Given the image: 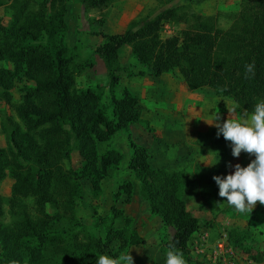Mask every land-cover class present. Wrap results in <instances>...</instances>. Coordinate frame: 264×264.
Masks as SVG:
<instances>
[{
    "label": "trees",
    "instance_id": "obj_1",
    "mask_svg": "<svg viewBox=\"0 0 264 264\" xmlns=\"http://www.w3.org/2000/svg\"><path fill=\"white\" fill-rule=\"evenodd\" d=\"M184 1L160 9L140 24L132 20L120 32L101 34L103 41L94 55L107 68L111 118L101 91L78 83L95 62L77 60L65 44L68 0H11L7 5L0 0V6L11 11L8 24L0 16V60L12 65L0 69V100L10 102L11 80L18 73L33 82L14 105L18 121L7 117L0 122L6 137V146L0 147V184L13 180L9 195L0 194V264H96L100 255L118 258L129 246L145 242L129 229V217L124 227L114 226L121 214L116 207L95 224L104 226V237L83 225L75 210L82 198L81 179L89 178L93 190H98L109 167L123 157L115 148L99 154L97 143L118 130L127 132L141 119L139 99L125 87L116 94L121 47L128 46L154 77L177 69L190 90L211 88L249 114L264 100V0H239L228 28L218 25L217 15L196 12L192 0ZM79 2L89 11L106 9L115 0ZM167 22L182 26L179 34L162 38ZM253 61L255 76L245 79L244 66ZM127 136L129 168L140 182V193L149 210L172 229L160 251L166 255L175 249L186 264H201L191 255L200 219L181 196L188 183L184 171L153 167L146 146ZM228 169L207 167L199 179L216 184L213 176L225 177ZM120 188L129 196L132 184L125 182ZM226 235L236 248L249 234L233 228Z\"/></svg>",
    "mask_w": 264,
    "mask_h": 264
},
{
    "label": "rangeland",
    "instance_id": "obj_2",
    "mask_svg": "<svg viewBox=\"0 0 264 264\" xmlns=\"http://www.w3.org/2000/svg\"><path fill=\"white\" fill-rule=\"evenodd\" d=\"M2 1L7 5L11 0ZM238 1L192 0L190 5L196 12L217 15L218 25L228 28L237 11ZM184 2V0H115L106 9L86 11L79 0H68L65 44L77 60L92 58L95 62L92 68H87L78 78V83L80 86L89 85L101 91L109 117L114 118V114L107 87V68L103 61L94 55L95 47L103 41L101 34L120 32L132 20L140 24L160 9ZM0 16L3 23L8 24L11 11L0 6ZM181 28L182 26L167 22L161 28V37L179 34ZM119 62L122 70L119 72L116 94L120 95L119 91L125 87L135 95L140 102L141 119L131 124L127 132L118 130L109 140L97 143L99 154L108 148H115L123 157L117 165L109 167L108 174L101 180L98 190H93L89 178L81 179L82 198L77 202L75 209L81 223L104 237V226L99 223V226L95 227V224L99 218L110 216L111 207H116L121 214L115 220L114 226L124 227L127 216L130 219L129 229L135 230L145 240L143 244L129 246L128 250L119 256L131 252L134 264H166L167 256L160 251V246L171 237L172 229L165 227L160 218L149 210L147 201L140 193V182L129 168L131 156L127 136L129 134L133 141L146 146L153 167L184 171L188 183L182 188L181 196L187 208L200 219L199 230L191 240L193 258L201 261V264H217L210 259L214 249L212 242L223 232L228 233L236 228L246 230L249 235L241 245L235 246L236 248L230 245L235 255V264H264V205L257 202L251 212L239 213L234 207L228 206L226 198L219 196L217 184L202 182L199 179L205 174L207 167L212 170L229 168L230 174L234 173V166L237 163L241 165L245 162L244 167L246 162L255 159L254 155L250 156L245 152L235 158L232 155L231 142L225 140L222 134L217 136L218 129L208 123L213 122L215 114L220 117L221 123L228 119L227 106L231 107L234 102L216 94L208 87L190 90L177 69L154 77L150 69L145 68L134 58L128 46H123L119 50ZM1 68L12 69V65L0 60ZM32 84L33 82L23 73H18L12 78L10 102L0 100V122L2 118L6 121L7 117L18 121L14 105L20 102L25 88ZM245 114L249 113L238 108L230 118H241ZM5 146L6 137L0 130V147ZM78 161L75 155L74 165H77ZM12 181L6 178L0 184L2 196L9 195ZM125 182L132 184L129 196L120 188ZM218 202L221 203L219 206ZM4 212L3 221L7 223L10 218L6 206ZM207 219H211L210 225L205 224ZM204 234H207V240L202 241L201 237ZM201 244L204 246H200Z\"/></svg>",
    "mask_w": 264,
    "mask_h": 264
},
{
    "label": "clouds",
    "instance_id": "obj_3",
    "mask_svg": "<svg viewBox=\"0 0 264 264\" xmlns=\"http://www.w3.org/2000/svg\"><path fill=\"white\" fill-rule=\"evenodd\" d=\"M244 75L245 79L254 78V61L245 64ZM239 107L237 103L231 107L227 106L229 118L223 123L217 114L213 122H207L218 129L217 136L222 134L225 140L231 142L234 157H239L242 152L255 156L246 167L237 163L234 166V173L225 177L213 176L219 187V196L226 198L228 206L234 207L239 213H248L257 202L264 205V100L255 104L251 114H245L241 118H230ZM220 204L218 202V206ZM166 256V264H186L183 254L178 250L169 249ZM96 264H134V260L131 252H128L118 258L100 255L96 259Z\"/></svg>",
    "mask_w": 264,
    "mask_h": 264
},
{
    "label": "built area",
    "instance_id": "obj_4",
    "mask_svg": "<svg viewBox=\"0 0 264 264\" xmlns=\"http://www.w3.org/2000/svg\"><path fill=\"white\" fill-rule=\"evenodd\" d=\"M207 234L202 236V241L207 240ZM214 249L213 255L210 258L214 263L217 264H235V255H233L232 247L228 243L227 235L223 232L222 235H219L218 238L212 242ZM200 246H204L201 244ZM202 248V247H201ZM223 255V257H222Z\"/></svg>",
    "mask_w": 264,
    "mask_h": 264
},
{
    "label": "crops",
    "instance_id": "obj_5",
    "mask_svg": "<svg viewBox=\"0 0 264 264\" xmlns=\"http://www.w3.org/2000/svg\"><path fill=\"white\" fill-rule=\"evenodd\" d=\"M235 158H237V157H235ZM253 158V157H252ZM253 160V159H252ZM244 163L245 162H243L242 164H241V166L243 167V165H244ZM247 164L244 166V167H246L250 162L248 161V162H246ZM209 168V167H208ZM219 169V168H218Z\"/></svg>",
    "mask_w": 264,
    "mask_h": 264
}]
</instances>
